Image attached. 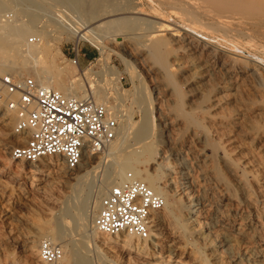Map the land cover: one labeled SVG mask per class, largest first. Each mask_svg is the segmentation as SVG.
<instances>
[{"label":"bare ground","instance_id":"1","mask_svg":"<svg viewBox=\"0 0 264 264\" xmlns=\"http://www.w3.org/2000/svg\"><path fill=\"white\" fill-rule=\"evenodd\" d=\"M10 1L18 3V0ZM102 2L103 0H98L96 5L100 6ZM58 3L73 6L78 16L74 17L67 12L69 16L66 17L63 14L59 16L55 11H50L49 23L51 22L52 27L55 28L52 30L59 34L60 39L75 38L77 41L89 43L99 52L109 49L106 41L110 40L114 33L122 30L118 26L112 27L111 23L116 25L119 21L124 22V30L127 27L129 29L130 23L135 27L141 26L140 29H143L142 26L147 27L146 40L143 36L144 44H140V49L135 51L137 57L149 67L151 65L157 68L162 78L168 82V88L170 86L168 96L178 101L175 118L158 117L159 123L155 124L154 119L148 116L134 135L132 130L134 126L132 127L129 117L125 114L118 116L121 113L120 108L116 104L109 105L105 91L92 90L97 104L106 105L118 119H123L116 141L101 154L107 152L109 157L114 156L117 163L101 182L95 199L105 196L118 183L117 180H123L129 171L147 183L165 200L163 214L159 213L160 215L156 218L154 230L159 232L157 238L149 239L150 241L145 243L148 244L147 246L137 242L131 244V241H127L125 245L134 248L138 254L154 258L168 254V257L172 259L177 249L184 247L192 248L196 252L197 259L201 260L198 261L199 264H264V120L262 121L261 118V116L264 117V108H256L248 115L245 112L235 111L230 109L232 102L227 95L228 91H236L240 83L245 84L249 79H257V72L263 71L264 66L263 63L256 61L249 63L247 59L239 62L229 53L219 50L197 36L198 34L220 36L234 41L238 38L246 40L247 45H252L253 37H250L249 33L253 30L244 29L243 25L249 27L264 22V0H152L149 8L151 11L148 14L138 4L132 3L127 13L128 17L116 21L110 20L111 22L95 28L90 26L96 18L94 13L85 10L86 0H59ZM6 4L0 1V17L7 18L4 12L10 3ZM168 12L176 15L188 29L183 35H176L177 29L166 23L165 14ZM142 16H150L153 20ZM36 27V19L25 24H20L19 20L0 21V54L4 58L0 61V75L6 72L12 73L13 76L20 74L19 70H16L14 65L8 63L4 57L6 51L11 49L20 57L19 65L24 67L38 83L53 87L64 95L89 100V90L82 84H79L76 89L71 85V87H63L57 83L47 61L42 60L44 56L42 48L27 46L26 39ZM262 27L264 28V25ZM259 31L262 34L261 30L253 32L258 34ZM165 32L170 34L168 39L162 37V33ZM150 70L153 69L150 68ZM108 73L116 76L117 79L120 78L119 72L112 67ZM177 76H185V84L193 87L190 90L187 107L183 102V92ZM257 81L260 82L259 79ZM78 92H81V96ZM230 95L232 96V93ZM233 101H235L234 97ZM0 103H2L1 99ZM2 110L0 105V114H2L0 132H3L5 136L4 139L1 138L2 133H0V148L9 150L15 143L13 138L19 140L20 137H17L14 132L10 133L11 117L5 111L1 113ZM218 110L221 116L217 113ZM144 113L145 116L150 114L147 110ZM185 127L186 130L193 128L187 135L188 140L183 141L181 149L173 147L170 143L171 133L175 129L180 130ZM213 128H215L214 131ZM155 130L158 131L159 141L166 151L162 153L161 159L153 160L154 165L161 168L167 155L176 157L173 164L165 166L164 180L160 174L141 172L134 166L140 154L136 147L143 146ZM214 135L217 139L219 138V141L214 139ZM5 139L9 141L5 142ZM155 144L156 142L149 144L140 151L148 155ZM130 149L134 150L131 154H123ZM91 157V155H85L77 170H87L85 177L92 176L93 171L88 169ZM45 165L50 169H57L59 173L66 174L70 171L67 168L68 171H66L63 163L53 158H49ZM31 173L38 176L41 172L38 173V169L33 166ZM43 173L46 177L51 176V171ZM81 179L82 177L79 180ZM166 192L172 193V196L177 198L176 200L180 203L179 209L173 208L175 204L172 205L169 202ZM78 208L80 209L81 206ZM97 208L99 209L98 203L94 206V209ZM166 211H170L172 216L167 213L164 215ZM174 212L176 216L173 215ZM72 213L71 210L67 212L76 227L86 229L84 212L83 216L77 214L79 218L75 216L76 213L74 215ZM93 215L95 216L94 212L91 214V220L94 218ZM79 219L83 220H81L82 225ZM70 223L63 221L61 227L68 225L69 229ZM162 224H164L163 228ZM68 229L66 231L55 229L51 236L45 238L62 246L65 251L64 261L68 252L72 251L68 247L67 237L74 232ZM95 232L92 226V234L95 235ZM84 243L88 245L87 240ZM38 256V253L31 255L32 258L29 261L34 264L35 257ZM68 264L87 263L75 260Z\"/></svg>","mask_w":264,"mask_h":264},{"label":"rangeland","instance_id":"2","mask_svg":"<svg viewBox=\"0 0 264 264\" xmlns=\"http://www.w3.org/2000/svg\"><path fill=\"white\" fill-rule=\"evenodd\" d=\"M0 1L5 4L10 3V5L6 4L8 8H6L4 12L7 18L0 17V21L19 20L20 24H25L28 21L36 19L37 27L28 35L26 44L28 41L27 46H30L31 48L39 47L44 50L42 60L47 61L48 66L56 77L57 83L63 87L73 86L76 89L79 84H82L89 90V99L94 101L96 100V96L93 94L92 90L102 89L105 91L109 105L116 104L120 108L121 113L118 114V116L125 114L129 117L132 127L134 126L132 128L134 135L141 127L143 121L148 119V116H151L150 118L154 119L155 124L159 123V120H157L159 119L158 117H176L177 111L175 109L178 101L174 99V97L172 98L168 96L170 91V86L168 88V82L162 78L155 66L150 65L149 67V65L143 63L142 60L137 57L135 52L140 49V44L146 40V35L148 34V29L146 30L147 27L142 26L143 29H140L141 26L135 27V25L130 23L129 29L127 27L126 29L128 30H124V22H115L116 25L111 23L112 27L118 26V28L122 30L113 34V40L110 38V40L106 41V45L109 49H105L104 52H99L98 49L87 42L77 41L75 38L66 40L65 37H62L60 39L59 34L53 31L55 28L52 27L51 22L49 23V21H51V15L49 12L55 11L57 15L61 16V14H63L66 17L69 16L68 14L74 17L78 16L73 6L66 3L59 4V0H18V3H12L10 0ZM86 1L88 5L85 3V10L94 13L97 21L90 24L92 28L100 26L101 24L103 25L106 22L108 23L120 18L124 19L128 17L129 14L127 13L131 8L132 3L138 4L146 14L150 13L151 10L149 8L152 5V0H103L102 5L100 6L96 5L98 0ZM56 7H59V10ZM19 13L23 14L21 15ZM142 17L148 18L150 16ZM149 19L153 20L152 17ZM165 19L168 25L171 24L170 26H174L177 29L178 32L176 35L178 36L183 35L185 30H188L186 26L182 24L183 22L171 12L165 14ZM257 24L255 25L257 26L256 28L255 26L246 27V25H243L244 29L262 31V34H260V31L258 34L253 31L252 33H249L250 37H253L252 45H247L246 40L244 41L243 39L238 38H236L237 41H234L220 36L196 35L206 42L211 43L219 50L229 53L235 59L239 60V62L247 59L249 63L256 61L263 63L264 66V28L262 27L264 22H259ZM141 30L147 32L143 31V33ZM34 35H39L42 39V43L31 44L30 39ZM169 35L170 34L166 32L162 33V37L165 39H168ZM73 48L75 50L77 48L79 49L81 68L73 66L70 62V60L74 58ZM92 53L95 54V59L88 61L84 55L87 54V57L89 58L92 56ZM4 57L8 60V63L14 65L16 70H19V75L14 74L16 77L33 78L24 67L19 65L21 59L11 49L6 51ZM3 59L2 54H0V61ZM111 67L119 72V79H117L116 76L109 75L108 72ZM150 68L153 70H150ZM239 70L240 69H238V71ZM11 74L12 73L10 72H6L4 75H0V77ZM257 74V79H249L245 84L240 83L236 91L227 92V95L232 102L231 106H229L230 109L245 112L248 115L255 111L256 108H264V70L257 72ZM185 76H177V79L180 81L179 86H181L183 92V102L187 107L190 90H192L193 87L192 85L185 84ZM258 79L260 82L257 81ZM231 93L232 96L230 95ZM78 94L81 96V92H78ZM233 97L235 98V101H233ZM0 105L1 109H3L2 103H0ZM147 105H150L151 107H149L151 109H149ZM145 110H147V112L149 111L150 114L146 113V115H148L145 116ZM218 111L217 113H220V111ZM2 112H4V109L1 113ZM1 116L2 114H0V120ZM9 116L11 117L9 131L13 134L12 128L15 123V118L13 115ZM198 117L201 116L198 115ZM261 118L263 121L264 117L261 116ZM119 125H123V119H119ZM190 130L192 131L193 128H190ZM190 130H186V127L181 128L180 130L175 129V131L171 133L170 139V143L173 147L176 146L178 149H181L183 141L188 140L187 135ZM212 130L214 131L215 128ZM0 133H2L1 138L3 137L4 139L5 136L3 132ZM215 136L216 135H214V139L219 141V138L217 139V136ZM8 141V139H5V142ZM13 141L15 143L9 150L0 148V264H32L29 260L32 258L31 255L38 253V247L41 240L45 239L47 236H51L55 229L59 228L61 231L64 229L66 231L68 229V225L65 227L63 226L64 229L61 227L63 221L67 223L72 221L71 223L73 224H69L70 230H68L74 232L68 234V247L72 251L68 252L63 264H68L75 260H82L87 264H199L201 261L197 259L195 255L196 252L192 248L186 249L180 247L177 249L175 256L170 259L168 254L159 258L147 257L148 255L141 253L138 254L134 248L125 245L127 241H131V244L132 242L133 244L134 242H137L142 245L144 244L143 246H147L148 244L145 243L149 242L151 239L157 238L159 232L155 230L148 241H141L130 236L110 238L99 234L98 232H95V235L92 234L93 223H91V221L95 218L98 210V208L94 209V206H96L97 203L99 205L100 202V199H95L97 189L101 186V182L106 178L107 174L116 166L115 164L117 163V160L114 156L109 157L107 152H104L103 155L91 157L88 169L93 172L92 176L88 177H85L87 170L83 169L77 172H70L66 170L62 158H53L55 161L59 160L63 163L65 170L68 171L66 175L57 172V169H50L47 167L45 163L49 159L34 164L13 161L10 158L12 148L23 144L24 140H18L14 137ZM155 142V146H153V149L148 155L141 152L142 149L144 150L149 144ZM164 148V145L159 141V133L155 130L149 140L145 141L143 146L138 145L136 147L140 154H138L139 163L135 162L134 166L141 172L160 174L161 178L164 180L165 166L173 164L175 161L174 159H176L174 156L167 155L161 168L156 167L154 161L162 158V153L166 151V149L164 151ZM228 149L230 148L228 147ZM133 151L134 150L130 149L123 154H131ZM33 166L38 169V173L41 172L40 175L34 176L31 173V167ZM94 168H96L95 171L93 170ZM42 171H51V176H44L45 173ZM128 172L129 171H127V173ZM81 177L82 179L79 180ZM120 181L121 180H117L118 183ZM166 195L169 202L172 205L175 204L173 208L175 210L179 209L180 203L176 200L177 198L172 196V193L170 194V192H166ZM80 206L83 209L84 218H86V229L76 227L71 216L67 214V212L71 210L73 215L76 213L75 216L77 218L83 216V212L80 210L81 208H78ZM71 207L73 208L71 209ZM77 209L80 210V213ZM93 212L95 216L93 215L94 218L91 220V214H93ZM164 213V215L168 214L169 216H172L170 211ZM77 214H79V216H77ZM160 214H163V212H160ZM173 215L176 216V212H174ZM81 220L79 219V222L82 225L83 222H81ZM163 225L164 224H162V228L164 227ZM85 240L88 241L87 246L84 243ZM188 249L190 251H187ZM76 252L78 253L77 255ZM38 257H35L34 264H40Z\"/></svg>","mask_w":264,"mask_h":264},{"label":"built area","instance_id":"3","mask_svg":"<svg viewBox=\"0 0 264 264\" xmlns=\"http://www.w3.org/2000/svg\"><path fill=\"white\" fill-rule=\"evenodd\" d=\"M40 42L39 35L30 39L31 44ZM73 51L70 62L81 68L79 49ZM0 99L4 111L15 118L12 131L24 140L11 150L13 161L34 164L60 157L68 170L77 171L85 155H101L118 137L119 119L106 105L64 95L34 78L0 77ZM164 207L162 196L128 172L100 199L93 228L110 238L146 241ZM38 253L40 264H63L65 258L62 246L47 239L40 241Z\"/></svg>","mask_w":264,"mask_h":264},{"label":"crops","instance_id":"4","mask_svg":"<svg viewBox=\"0 0 264 264\" xmlns=\"http://www.w3.org/2000/svg\"><path fill=\"white\" fill-rule=\"evenodd\" d=\"M85 56H86L88 61H91V60L95 59V54L94 53H92V56L89 57V58L87 57V54H85Z\"/></svg>","mask_w":264,"mask_h":264}]
</instances>
